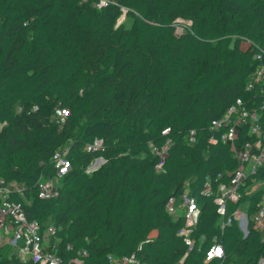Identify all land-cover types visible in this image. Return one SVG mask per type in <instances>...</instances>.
Listing matches in <instances>:
<instances>
[{
  "label": "trees",
  "instance_id": "trees-1",
  "mask_svg": "<svg viewBox=\"0 0 264 264\" xmlns=\"http://www.w3.org/2000/svg\"><path fill=\"white\" fill-rule=\"evenodd\" d=\"M94 1L0 0V178L23 187L9 200L43 230L56 227L63 264H110L111 255L259 264L261 233L220 224L243 204L253 214L262 193L228 202L221 217L215 195L238 162L229 144L210 140L229 107L258 98L247 82L264 63L255 59L264 54V0ZM181 21L189 26L179 33ZM59 107L69 113L62 128ZM96 140L102 147L87 152ZM66 146L73 169L57 196L41 199L38 183L57 176L53 158ZM186 189L200 208L190 252L185 219L166 210ZM215 245L225 259L207 262ZM13 262L1 264H21Z\"/></svg>",
  "mask_w": 264,
  "mask_h": 264
},
{
  "label": "built area",
  "instance_id": "built-area-1",
  "mask_svg": "<svg viewBox=\"0 0 264 264\" xmlns=\"http://www.w3.org/2000/svg\"><path fill=\"white\" fill-rule=\"evenodd\" d=\"M88 2L89 0H85ZM107 2L105 0L94 1V6L102 8ZM264 61V54H258L255 58ZM247 89L253 91L257 99L250 104L239 99L226 111L225 115L212 123L211 130L214 137L211 144L221 142L229 144L232 148L233 157L238 162L237 168L230 174V181L219 186L215 195V204L218 213L225 217L228 202L239 204L244 193L253 196L258 191L262 193V200L257 210L249 215L250 204L241 205L228 220L221 219V228L236 220L244 236L249 233V226L261 233L264 242V63H262L250 76ZM23 110L17 108V113ZM36 111V108H34ZM68 112L62 108L56 110V123L61 128L66 124ZM1 128V125H0ZM194 132L188 138V143H195ZM103 142L96 140L87 146L86 151L92 152L100 149ZM69 147L66 146L54 155L53 161L57 176L54 179H41L38 183V192L41 199H50L58 195L63 179L69 175L73 165L67 159ZM156 149H154L155 151ZM158 153V151H157ZM167 153L165 147L159 155L164 160ZM86 170L88 174L93 172V165ZM249 181V184H248ZM23 187L17 183L5 184L0 178V249L11 246L12 251L7 261L20 262L21 264H63V254L60 250L61 239L55 236L56 227L50 225L47 229L30 220L21 203L9 200L14 194L23 193ZM212 187L206 185L204 194L212 195ZM168 214L174 219L182 217L186 221V227L182 235L190 244L189 252L193 248L189 236L197 226L200 216V208L197 200L185 190L180 198H171L166 207ZM4 258L0 257V264ZM225 259V250L221 245H215L207 253L206 261H222ZM110 264H140L132 256L120 258L111 255ZM74 264H83L81 260H75ZM259 264H264L261 259Z\"/></svg>",
  "mask_w": 264,
  "mask_h": 264
},
{
  "label": "rangeland",
  "instance_id": "rangeland-1",
  "mask_svg": "<svg viewBox=\"0 0 264 264\" xmlns=\"http://www.w3.org/2000/svg\"><path fill=\"white\" fill-rule=\"evenodd\" d=\"M120 23L124 24L126 27H130V25L132 24V21L130 19H128L126 16H124L121 19ZM188 26H189V24L186 23V22H182V21L179 22V24H178V31H179V33L187 30L188 29ZM96 163H97V160H95V164ZM94 165L92 167H94ZM11 251H12V247L11 246H6V247L1 248L0 249V257H2V258L9 257ZM236 261L237 260L234 259V263H237Z\"/></svg>",
  "mask_w": 264,
  "mask_h": 264
},
{
  "label": "water",
  "instance_id": "water-1",
  "mask_svg": "<svg viewBox=\"0 0 264 264\" xmlns=\"http://www.w3.org/2000/svg\"><path fill=\"white\" fill-rule=\"evenodd\" d=\"M127 14V11H125V15ZM105 163V160L103 158H99L97 159V163L94 165V167L92 168L93 171L99 169L103 164ZM260 191H258L257 193H259ZM248 234L245 236L247 237Z\"/></svg>",
  "mask_w": 264,
  "mask_h": 264
}]
</instances>
